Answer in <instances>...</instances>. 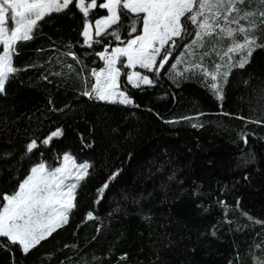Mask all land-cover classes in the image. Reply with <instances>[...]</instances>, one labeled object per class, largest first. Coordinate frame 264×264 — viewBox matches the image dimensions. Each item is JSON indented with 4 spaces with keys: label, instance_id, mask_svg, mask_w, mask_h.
Wrapping results in <instances>:
<instances>
[{
    "label": "trees",
    "instance_id": "16d2710c",
    "mask_svg": "<svg viewBox=\"0 0 264 264\" xmlns=\"http://www.w3.org/2000/svg\"><path fill=\"white\" fill-rule=\"evenodd\" d=\"M105 14L97 7L88 19ZM40 25L31 41L15 46L19 71L0 94V193L14 191L41 158L57 165L58 156L70 153L93 167L77 190L68 223L26 255L19 245L0 247V264H253L250 253L260 255L254 246L264 249V224L242 213L264 222V48L256 49L245 68H233L218 100L200 69L176 73L196 63L212 72L224 61L207 42L186 50L193 37L177 38L154 86L126 85L139 107L124 106L81 95L82 79H94L89 69L104 64L95 53L107 40L101 36L103 44L81 47L83 20L74 5ZM120 35L124 42L129 38L126 28ZM251 35L264 44V29ZM108 40V51L123 44ZM228 45L225 39L216 49ZM69 51L81 63L65 55ZM181 55L183 62L169 71ZM57 128L62 137L21 158L33 138L40 144ZM242 132L248 133L247 144ZM117 170L103 199L94 203L96 189ZM89 211L96 219H85Z\"/></svg>",
    "mask_w": 264,
    "mask_h": 264
},
{
    "label": "snow or ice",
    "instance_id": "6c2138e0",
    "mask_svg": "<svg viewBox=\"0 0 264 264\" xmlns=\"http://www.w3.org/2000/svg\"><path fill=\"white\" fill-rule=\"evenodd\" d=\"M246 3L248 6L244 7ZM253 4L256 5L255 8L252 7ZM73 5L82 14L81 47L92 48L94 43L103 44L104 41L98 39L101 36L107 40L104 50L95 53L104 62L103 66L89 69V77L94 78L91 81L82 79L85 87L81 95L96 102L139 107L127 95L126 85L131 84L133 88L154 86L172 51L178 47L177 38L188 37L193 39L186 50L193 45L203 47L207 42L224 63H216L212 72L203 68L201 63L190 64L183 72L176 74L182 76L184 72L200 69L211 94L222 100V86L227 84L233 68H245L256 49L264 48V44L257 43L258 37L251 35L258 28L264 29V0H102L99 5L97 0H0V94L5 93L6 84L19 71L13 64L17 43L31 41L34 33L39 32L40 21L51 17L53 13H67ZM97 7L105 9L106 14L89 20L90 11ZM241 21L245 23L242 24ZM113 25L118 27L113 28ZM124 28L129 37L126 43L121 40L120 35ZM108 37L121 41L124 46H116L109 52L108 48L113 41L108 40ZM225 39L229 41V45L218 52L216 45ZM65 55H71L73 60L81 63L75 53L69 51ZM235 56L239 58L236 59ZM182 62L183 55L170 65L169 71H175L176 66ZM68 67L72 68V65L69 64ZM137 67L152 72L153 77L135 71ZM221 68L226 70L221 71ZM123 69L132 71L123 72L125 87L122 88L120 77ZM218 77L221 78L219 82ZM209 78L211 83H207ZM261 92L264 94V89ZM182 119L191 120L193 117ZM246 123L261 121L247 120ZM190 126L195 128L199 125L192 123ZM63 134V129L57 128L41 140L40 144L33 138L25 145L21 158H31L30 154L34 150L49 145L53 138H60ZM247 135L245 132L240 134L245 144ZM81 141L83 142V137ZM38 155L43 157V152ZM56 159L59 164L53 167L41 158L29 168L28 174L14 191L0 193V247L19 245L22 254L26 255L59 227L68 223L70 214L77 208V190L90 175L89 169L93 165L86 160L78 163L70 153H64ZM117 175L119 170L113 172L96 189L94 203L98 204L103 199L109 183ZM242 215L247 216L253 224H264L247 213ZM85 219L93 220L96 217L89 211ZM254 247L260 250V255L250 253L253 264H264V249L260 244Z\"/></svg>",
    "mask_w": 264,
    "mask_h": 264
},
{
    "label": "rangeland",
    "instance_id": "374dc122",
    "mask_svg": "<svg viewBox=\"0 0 264 264\" xmlns=\"http://www.w3.org/2000/svg\"><path fill=\"white\" fill-rule=\"evenodd\" d=\"M94 31V30H93ZM126 43V42H125ZM118 46H120V47H123L124 46V44H119ZM112 51V50H111ZM111 51H109V52H111ZM122 60H123V58H122ZM158 60H159V57H158V59H157V62H158ZM118 67H119V65H118ZM142 69L141 68H139V67H137L136 69H135V71H138V72H141L142 74H143V72L141 71ZM129 71H132V69H129ZM131 85V84H130ZM121 87L123 88V86H122V84H121ZM127 95L130 97V98H132L130 95H129V93L127 92ZM133 99V98H132ZM133 101H134V99H133ZM47 162V161H46ZM78 162V161H77ZM48 164H50L49 162H47ZM79 163V162H78ZM53 167H55V166H58V164L57 165H52Z\"/></svg>",
    "mask_w": 264,
    "mask_h": 264
}]
</instances>
